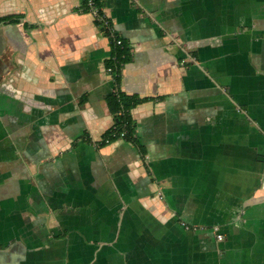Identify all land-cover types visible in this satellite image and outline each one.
<instances>
[{
  "label": "crops",
  "instance_id": "obj_1",
  "mask_svg": "<svg viewBox=\"0 0 264 264\" xmlns=\"http://www.w3.org/2000/svg\"><path fill=\"white\" fill-rule=\"evenodd\" d=\"M100 3L144 155L96 144L114 82L82 0H0V264H264V0Z\"/></svg>",
  "mask_w": 264,
  "mask_h": 264
},
{
  "label": "trees",
  "instance_id": "obj_2",
  "mask_svg": "<svg viewBox=\"0 0 264 264\" xmlns=\"http://www.w3.org/2000/svg\"><path fill=\"white\" fill-rule=\"evenodd\" d=\"M96 6L98 8L99 15L103 14L100 0H96ZM83 9L87 10V7L83 5ZM16 19L17 17H13L12 14L0 16V21H14ZM94 22L98 26L99 30L108 36L110 51L109 56L105 58V67L111 68V74L114 82L113 88L104 94L108 110L113 117V123L106 130H104L101 138L96 141V144L103 145L114 139L122 138L133 143L143 156L144 149L136 137V121L131 114V109L138 103L152 97L140 96L136 93H128L120 88V72L122 65L130 60V46L127 40L124 37H121L113 29L110 20L109 24H105L101 19L96 17ZM117 37L121 39L120 43L116 42ZM83 100L84 98L82 97L80 101L83 102ZM121 132H123V134H121Z\"/></svg>",
  "mask_w": 264,
  "mask_h": 264
},
{
  "label": "built area",
  "instance_id": "obj_3",
  "mask_svg": "<svg viewBox=\"0 0 264 264\" xmlns=\"http://www.w3.org/2000/svg\"><path fill=\"white\" fill-rule=\"evenodd\" d=\"M82 4L84 6L87 7V10L92 12L93 16H94V19L96 17H98L99 19H101L103 21V23L105 24H109V19L108 17L103 13L101 15H99L98 13V8L96 6V0H82ZM116 42L117 43H120L121 42V39L119 37L116 38ZM105 70L110 74V77L111 79L113 80V76L111 74V68L110 67H105ZM121 134H123V132H121ZM217 238H221V235L218 234L217 235Z\"/></svg>",
  "mask_w": 264,
  "mask_h": 264
}]
</instances>
